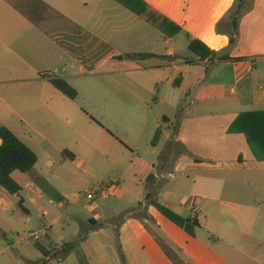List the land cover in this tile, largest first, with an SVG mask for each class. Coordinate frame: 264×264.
<instances>
[{"label":"crops","instance_id":"0c3cea01","mask_svg":"<svg viewBox=\"0 0 264 264\" xmlns=\"http://www.w3.org/2000/svg\"><path fill=\"white\" fill-rule=\"evenodd\" d=\"M141 1L172 23L169 32L177 28L180 32L166 35L118 0H0V125L7 126L38 155L34 176L30 182L27 179L31 191L41 178V155L48 157L50 167L54 152L66 154L74 163L81 160L80 154L55 143L66 128H75L84 134L85 153L92 152L96 144L112 143V139L128 143L125 148L132 155V165L142 162L145 179L154 175L150 189L138 194L137 201L144 194L147 201L157 199L198 223L192 235L149 204L147 210H112L105 224L90 215V223L80 225L72 242L89 231L86 239L57 262L65 264L75 256L78 264H121V260L123 264H264V161L257 160L244 134L228 132L240 113L264 110V91L260 89L264 85V0H249V10L240 15L234 44L227 14L236 0ZM192 42L203 53L206 46L241 60L202 59L189 49ZM138 53L148 55L151 82L135 80L136 72L143 70L136 62ZM202 68L208 75L199 74L184 93L187 79L182 71L195 76ZM54 78H63L74 87L85 78L103 86L112 79L115 93L123 96L78 110L72 103L76 99L58 90L51 82ZM137 86L145 90L143 101L151 110V101L168 105L180 113L176 118L182 122L175 125L167 112H156L155 124L146 125L147 135L161 128L163 138L153 145V158L148 161L126 140L142 129L136 124L118 126L126 119L135 121L136 104L129 92ZM223 87L225 100L220 97ZM188 106L203 112H192ZM215 106L224 108L206 112L207 107ZM186 107L190 115L185 113ZM214 120L220 124L214 125ZM111 123H116L120 136L110 133ZM205 136L212 140L202 145L194 142ZM120 144L125 152L126 144ZM163 153L169 154L168 159H160ZM16 172L12 177L22 191ZM120 183L106 191L120 192ZM21 191L11 194L0 186V202L12 205L11 198ZM104 193L86 201L92 203ZM23 202L24 198L17 201L28 212ZM58 220L46 218L48 227L30 229L29 237L45 231L39 242H51L50 233ZM63 243L68 242L50 245ZM18 249L17 256L24 257L26 264L40 260ZM8 250L0 242V256Z\"/></svg>","mask_w":264,"mask_h":264},{"label":"rangeland","instance_id":"374dc122","mask_svg":"<svg viewBox=\"0 0 264 264\" xmlns=\"http://www.w3.org/2000/svg\"><path fill=\"white\" fill-rule=\"evenodd\" d=\"M140 55H147V53L137 54V65L142 67L143 70L136 72L135 80L137 82H151L152 76L147 69L150 66V61L146 57L142 58ZM120 57L118 59L122 60ZM182 73H184L187 79V86L182 90L184 93L188 92V89L192 87L191 85L197 82L195 78L199 74H202L203 78L205 75H208V72L204 68L195 76L194 73H190L188 70H184ZM107 81L109 84L103 83L104 86L102 84L96 85L95 79L85 78L80 82L77 81L76 87L73 86L78 91V97L72 102L75 105L74 107L78 110L84 108V106L90 108L91 104L95 106L103 103L104 100L122 98V94L115 93L113 89L115 83L113 80L107 79ZM145 93V90L140 86H137L136 91L129 92L130 100L133 99L136 104V122L126 119L118 126L126 125L132 127L136 124L137 128L142 129L141 133L137 135L131 134V139L126 137V140L131 144L133 143L131 148L134 151L135 144L139 151L138 154L144 156L143 158L148 161L153 158L151 154L153 145L163 138L162 134L157 139H155L156 133L154 135H147V127L149 125L151 127L156 122V112H167L175 125L179 124L180 126L182 122L176 118V115H180V113L178 111L173 112L168 105H157L154 101H151L153 106V110H151L147 106V103L143 101L146 100ZM225 96H227V93L225 87H223L220 90V97H222V100H225ZM223 108L222 106L207 107L206 112H217ZM188 109L195 113L203 112L195 106H188ZM188 109L186 107L185 113ZM186 114L190 115L191 113ZM160 118H162V115H160ZM111 124L113 125H108L111 128L110 133L113 131L116 135L120 136L117 127L114 126L116 123ZM213 124H220L219 120H214ZM78 127L82 129V126ZM67 129L62 134V137L57 136L55 138L56 146L61 147L66 145L72 153L80 154L81 160L74 163L70 157H64L66 154L54 152V156L51 157L54 165L50 167L48 157L41 155L38 166L41 178L40 180H35L33 184L35 191H31V186L28 185V181L30 182V178L34 176V170L30 173L18 171L15 177L23 184L24 189L18 197L14 196L11 198L13 200L12 205L0 202V242L3 247L9 246V250L5 256H0V261H4V264H26L24 257L17 256L19 247L22 249L23 254L27 253L30 257L37 256L39 259L43 258L42 254L35 248L34 240L29 237V230H44L49 224V221H45L46 218H49L50 222L57 218L59 219L50 233L51 242L42 240L43 244L48 246L51 243L60 242V240L67 242L76 240L80 225L83 222L90 223L88 220V216L90 215H93L99 224H105L112 210L118 212L129 210L133 212L140 209H150V206L146 207L147 200L144 198V194L143 199L137 201L138 194L143 193L146 187L150 189V181L143 176L141 171L143 169L141 168L142 162H136L132 165V155L128 154L127 148H125L129 146L128 143H125L123 140H119L118 142L112 139V143L109 142L108 145L96 144L91 150L92 152L85 153L87 149L85 139L83 138L84 134L81 131L77 132L75 128ZM184 129L187 132V122L184 125ZM211 140L212 137L205 136L194 139V142L202 145L204 142ZM120 143L126 144L123 146L125 152L120 148ZM54 151L56 150L54 149ZM167 164L169 166L172 165V161H169ZM177 175H180V173H177ZM114 178L121 180L120 192L113 193L106 191L103 196L98 197L92 203L86 201L87 192L100 188L103 183H109ZM20 198H24L23 205L27 208L28 212L22 210L18 205L17 201ZM97 205H99L98 209ZM45 211H48L47 216L44 214ZM185 215H188V212ZM109 228L115 231L112 225ZM76 259L75 256H70L65 264H78ZM49 264H58V262L57 260H51ZM121 264H123L122 260Z\"/></svg>","mask_w":264,"mask_h":264},{"label":"trees","instance_id":"16d2710c","mask_svg":"<svg viewBox=\"0 0 264 264\" xmlns=\"http://www.w3.org/2000/svg\"><path fill=\"white\" fill-rule=\"evenodd\" d=\"M118 1H121L129 9L133 10L140 18L144 19L152 26L160 29L166 35L175 36L180 32L179 28L176 29V32H169L167 27L172 23L143 1ZM249 6V0H236L227 14V17L230 20L231 42L233 44L235 42V36L238 34V22L240 15L246 10H249ZM203 48L206 50L205 53L196 47V43L192 42L189 45V49L201 56L202 59L209 57L212 61L217 59L220 62L231 59L241 60L240 58L233 59L229 56V54L210 51L206 46H203ZM51 82L58 90L70 99H76L78 97V91L65 79L54 78ZM228 132L244 134L247 143L257 160L264 161V110H254L240 113L228 128ZM160 134L161 131L158 129L155 134V139H157ZM0 139L2 141L0 145V186L11 194H17L22 188L12 177L13 172L20 171L22 173H30L38 162V155L5 125H0ZM180 149L185 152L184 147H181ZM168 157L169 154L163 153L160 156V159L166 160ZM147 179L152 181L154 179V175H149ZM147 204L157 208V210H159L168 219L181 226L192 235V228L198 226L196 221H191L190 219L177 214L157 199H149ZM88 233L89 231H83L77 241L63 243L60 246H46L40 242H34L35 248L43 256V258L36 264H49L51 260L62 261L66 259L76 249V247L86 239Z\"/></svg>","mask_w":264,"mask_h":264},{"label":"built area","instance_id":"2783aa9c","mask_svg":"<svg viewBox=\"0 0 264 264\" xmlns=\"http://www.w3.org/2000/svg\"><path fill=\"white\" fill-rule=\"evenodd\" d=\"M260 89L264 91V85L260 86ZM233 90V89H232ZM119 180L117 178L111 179L109 183H103L100 188H97L95 190H92L87 193L86 198L91 201L96 198L97 195L103 194L106 190L112 187H118ZM44 236H46V232H33L31 233V238L35 242H39Z\"/></svg>","mask_w":264,"mask_h":264},{"label":"water","instance_id":"95a60500","mask_svg":"<svg viewBox=\"0 0 264 264\" xmlns=\"http://www.w3.org/2000/svg\"><path fill=\"white\" fill-rule=\"evenodd\" d=\"M142 58H144V57H146V58H148V55H140ZM120 58H122V57H120ZM0 231H1V229H0Z\"/></svg>","mask_w":264,"mask_h":264}]
</instances>
